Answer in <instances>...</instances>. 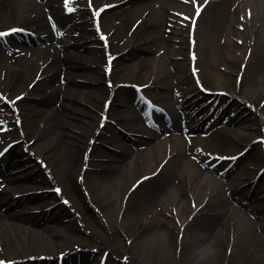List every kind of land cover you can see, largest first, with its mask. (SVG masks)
<instances>
[{
	"label": "rangeland",
	"instance_id": "1",
	"mask_svg": "<svg viewBox=\"0 0 264 264\" xmlns=\"http://www.w3.org/2000/svg\"><path fill=\"white\" fill-rule=\"evenodd\" d=\"M86 1L81 0L78 6L84 7ZM148 1L121 0L109 4L103 11L105 20L114 24L117 29L116 33L111 34L115 40L110 52L120 53L119 57H124L113 61L110 80L114 85L119 84L118 92L128 99L127 103L111 100L106 117L103 116L106 96L102 89H108L109 85L108 79L102 78V62L98 63L99 57L93 58L90 51H83L81 47L79 51L69 49L73 54H70L69 59L66 58L72 71L70 75L66 73V84H62L64 88L71 87L66 96L62 93L54 96L46 87L41 89L44 98L33 94L28 99L26 93L16 102L21 108L20 122L17 121L13 108L0 99V119L11 121L6 124V128L0 129V148L10 139L17 141L7 152L12 160L10 163H13L12 177L18 179L11 183L8 195L23 193V196L9 202V208L7 205L1 206L2 218H10L13 222L46 234L57 230L59 236L55 240L61 241L59 246L25 249L22 253L15 247L9 254L0 252V257L21 261L30 258V255L52 256L44 261L56 264L55 255L80 246L83 250L78 252L84 259L81 264H98L103 254L107 256L106 264H264V227L261 225V220L264 221V141H250L252 136H264V89L258 93L254 102H241L232 98L230 91L235 90L237 83L233 78L225 81L223 68L210 49L204 60L201 51L196 50L199 68L197 83L204 90L209 89V92L189 83L186 78L180 81L174 77L167 80L164 78L162 81L158 78L159 81H156L155 76L161 68L156 50L158 44L152 45L150 41L152 50H149L142 44H133L132 38L137 28L136 14L137 11L140 12L138 7ZM260 6L263 8L262 4ZM249 8L251 9V3ZM76 10L82 12L78 7ZM262 15L263 13L260 16ZM209 23L207 15L198 20L196 36L200 32H206ZM242 33L248 37L244 29ZM157 54L158 59L154 63L151 57H157ZM142 58L150 59V68L134 71L119 65V62L134 64ZM171 59L164 52L163 67L174 71ZM256 69L264 72V62ZM188 72L190 73V69L185 66L179 75L185 76ZM32 73L29 75L31 78ZM58 76L57 72L56 77L45 80L44 85L54 84ZM221 79L223 82L219 83ZM20 80L15 83L17 85H10L13 86L10 97L20 92L25 93L27 89L38 91L36 84H29L31 79L28 80V77L22 75ZM4 82L10 84L8 81ZM37 83L42 85L43 82L39 80ZM126 83L138 84L140 94L148 99L152 98L153 104L172 118L177 126L183 119H187L184 117L186 111L195 115L186 120L188 125L197 126L195 131L189 132L192 138L187 139L188 151L186 150L184 158H171L164 172H158V164L163 159L164 163L168 158L164 155V144H160L158 148V141L164 134L157 133L153 138L148 137L145 129L149 127L148 123L137 117H143V113L137 111V107L143 106L137 104L136 100L140 99L141 103L143 101L131 86H125ZM178 100L183 102L179 103ZM25 103L29 104L26 108L23 107ZM49 105L55 106L68 120V124L64 125L61 119H55L57 131L48 129L43 117L44 107ZM226 105L233 113L241 114L243 119L234 124H224L220 120L212 122L214 114H218V108ZM184 106L187 108L182 110ZM145 107L148 108L147 105ZM26 109L37 115L32 124H25L26 117H31V114H23ZM155 114L153 118L157 117L162 126L163 114L160 109L158 112L156 109ZM35 127L44 129L45 138L40 142L36 140L38 133L33 131ZM175 130H172V135L179 132V129ZM22 134H25L24 139L20 137ZM51 134L56 141L50 146L39 148L38 145H42ZM76 136L84 144L91 145L87 158L84 157L86 160H83L85 164L81 171L69 168L72 156L79 149V142L77 146L74 142ZM153 145H157V150L151 151ZM83 148L84 146L81 148L82 154L86 150ZM144 148L149 152L142 160L141 157L133 156L132 152L138 150V154ZM236 155H240V159L231 163L228 157ZM133 157L135 161H132ZM38 158L46 160V169L40 167ZM193 165L202 169L196 176L198 180H203L200 192L205 194V198L198 200L204 199V210H210V196H224L227 202L221 201L220 205L229 211L225 217L213 215L209 218L210 222H206V218L194 223L196 226L201 224L198 227H180L179 220L169 210L170 203L175 195L184 198L186 213H190L196 204L189 180ZM182 169L185 171L183 175H175ZM210 177L216 179L210 180ZM54 186L59 187V192L54 190ZM115 192L120 195H115ZM63 196L70 204L64 205ZM246 199H249L248 203ZM240 201L243 207L237 205ZM257 212L263 213L259 215ZM239 218L248 224L243 222L245 238L236 246L233 238ZM258 221L261 223L258 224ZM208 223L217 227L219 233L210 238L211 242L205 250L198 252L196 241L198 242L200 235L209 232L212 225L206 228ZM82 243L86 245L83 246ZM36 263L34 260H23L20 264Z\"/></svg>",
	"mask_w": 264,
	"mask_h": 264
},
{
	"label": "bare ground",
	"instance_id": "2",
	"mask_svg": "<svg viewBox=\"0 0 264 264\" xmlns=\"http://www.w3.org/2000/svg\"><path fill=\"white\" fill-rule=\"evenodd\" d=\"M90 1L96 4L97 12L100 13L101 9L106 6L104 3H115L121 0ZM250 3L251 9L249 8ZM250 3L248 0H208L207 3H205V0H149L147 4L139 5L138 7L140 12L137 11L136 14L139 19H137L138 25L132 36L134 41L133 44H142L141 46L149 50H152V47L149 46L151 42L152 45L158 44L156 50L159 54L161 68L155 76L156 81H162L164 78L167 80L168 78L174 77L177 81L186 78L187 81L191 83L192 79L189 75H179L182 67H185V65L190 66V62L192 61V58L189 56L191 44L194 42V51H201L203 60L210 49L211 52L214 53L217 63L223 68L222 71L226 75L224 76L225 81H229L233 78L237 83L235 90L230 91V95L241 102H254L258 93L264 89V72H258L256 69V67L264 62V0H250ZM260 4L263 5V8ZM197 7H202V12L198 16L196 14ZM69 9H72V7L65 6L63 0H0V28H5L6 24L11 23L17 27L24 26L25 28L31 29L38 36V43L24 45L20 51H17L19 54H17L15 50H12L11 56H5V54H1L0 51V72L8 69L4 80L1 78L2 74H0V85H3L7 91L10 92L12 90L13 86L10 85H17L15 83L21 81L20 78L22 75L31 78L29 75L33 72L32 75L34 76L35 71L40 69L41 74H43L42 76H44L43 83L42 85L36 84L37 92H34L33 89L27 91L28 99H30V96L33 94H36L40 98H44L42 96L43 91L41 92V89L44 87L49 88L50 93L54 96H58L59 93L66 96L71 89L70 86L64 88L60 85V82L57 84L50 83L44 85V82L46 78L47 80H51V78L56 77V72L59 73L61 69L60 60L63 59L58 54H62L63 56L69 54L68 49L73 44V47L77 49L81 47L83 51H90L93 58L99 57L98 63L102 62V64H104L105 62L106 64L103 53L105 50H109V45L113 43L112 41L114 38L111 37V40L108 38L107 46H105V44L96 39L95 32L89 24L95 25L96 21L95 30L100 29L102 33L107 32L108 36L112 31L113 34L116 33L117 29H115V25L105 20L103 11L98 20H95L93 13L91 15H89V13L87 15L85 13L79 14L73 11V9L70 13ZM216 10L218 12H216ZM261 13H263L262 16H260ZM204 15H207L208 19L210 18L207 31L203 34L200 32L199 36H196L198 33L197 25L194 30L195 40H189L191 36L190 25L192 20H200ZM241 28L248 33V37L243 35ZM64 31L70 34L71 38L69 41H71L72 44L65 38L58 36ZM164 52H167L172 58L171 62L175 68L174 71L168 69V67H163L162 57L164 56ZM158 54L157 57H151L154 63H156L158 59ZM123 58L124 57L121 55L119 60ZM149 62L150 59L142 58L134 64L119 62V65L136 71L137 69L144 70L150 68ZM206 63H209V61L206 60ZM106 70L107 68L105 67V72H102L103 79L110 76ZM92 72V69H90L91 74ZM70 74H72V71H70ZM239 77L243 79L240 81L238 80ZM4 81H8L10 84L7 85ZM219 81V83H222L223 79ZM102 92L105 93L106 98L112 97L113 100H117L120 103L128 102L127 96L119 93L114 87L102 89ZM28 105L29 104L25 103L23 107L26 108ZM186 108L187 106L183 107V109ZM31 111L32 110L27 111L26 109L23 114L25 116L27 114L30 115ZM43 112V117L47 122L46 126L48 129L52 128L56 130L55 119L59 121L61 119L64 125L68 124L65 114L60 113L55 106H45ZM30 116L31 117H26L25 124H32L37 115L31 114ZM189 116L190 113H187L186 117ZM241 119H243L242 115L237 114L232 118V121L236 120L239 122ZM33 131L38 133L36 138L37 142L45 138L44 129L41 130L39 127H35ZM34 132L33 135L35 134ZM54 135L57 138L56 132ZM75 138V145L77 146L79 142V149L77 150V154L72 156L73 159L70 161L69 168L71 170H80L83 162L81 148L84 146L83 150H85L87 145L81 141L80 137L76 136ZM254 138L255 136H252L250 141ZM55 141L54 136L51 134L42 145L39 144L38 146L39 148H41L40 146H50L52 142L54 143ZM162 143L165 146L164 155L168 157V160L166 159L163 163V159L161 163L158 164V172H164V170H166L171 158H184L185 153L188 151V145L184 137L181 136H169L165 139H161L158 141V148ZM156 147L157 145H153L151 151L157 150ZM119 151L122 152L121 149H119ZM148 152L149 150L146 149L141 151V158L143 159ZM122 155L124 156V153ZM54 156H58V154H54ZM162 163L163 165H161ZM54 165L56 168V164H53V166ZM131 165L130 163L129 167H131ZM184 172V169H182L177 174L175 173V175L181 176ZM201 172L202 169L193 165L192 173L189 174L192 198L196 201L190 213H186L185 211L186 202L184 198L175 195L170 203L169 210L173 212L174 217L179 220L180 227L181 225H193V227H198L201 226V224H197L196 226L194 223L206 220V218L208 219L206 222H210L209 218L213 215H223V217H225L229 211V209H224L221 207L222 205H220L221 201L227 202L224 196H210L208 201V203H210V210L208 212L204 210L202 206L204 199L198 200L203 197L205 198V194L202 195L200 192L203 180H198L196 176V174H200ZM211 179L216 178L210 177V180ZM115 195L119 196L120 194L115 192ZM0 199L4 200L3 202L6 201L3 205H7V208L10 207L8 191H0ZM243 222L246 223L239 218L238 222L235 224L236 228L233 243L236 246L245 238V225ZM260 223L261 222H259V224ZM247 224L248 223H246V225ZM211 225L212 224L208 223L206 228L211 227ZM261 225L264 227L263 223H261ZM217 233H219V229L212 225L208 233L200 235V239H198V242L196 241L199 246L197 248L198 252L205 250L211 242L210 238ZM56 236H59L57 230L51 231L49 234L40 230L35 231L21 223L11 221L10 218H2V214L0 213L1 254H9L14 251L15 247L22 253L25 249L33 250L34 248L37 249L42 246L49 248L59 246L61 241L55 240Z\"/></svg>",
	"mask_w": 264,
	"mask_h": 264
},
{
	"label": "snow or ice",
	"instance_id": "3",
	"mask_svg": "<svg viewBox=\"0 0 264 264\" xmlns=\"http://www.w3.org/2000/svg\"><path fill=\"white\" fill-rule=\"evenodd\" d=\"M207 2H208V0H205V3H207ZM66 3H67V0H66ZM69 10L71 11L72 9H69ZM96 14L99 15V12H97ZM196 14H197V16L200 14V8L199 7H197V9H196ZM193 23H195V21H193ZM12 31H16V29H13ZM3 35H7V33L0 32V36H3ZM17 99H19V97ZM232 159H235V158L233 157ZM56 191L59 192V189H57ZM65 203H67V201H65ZM0 264H4V262L0 261Z\"/></svg>",
	"mask_w": 264,
	"mask_h": 264
}]
</instances>
